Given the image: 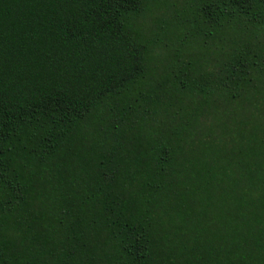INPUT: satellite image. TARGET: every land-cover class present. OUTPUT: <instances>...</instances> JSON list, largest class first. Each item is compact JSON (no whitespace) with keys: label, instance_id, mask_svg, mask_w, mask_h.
<instances>
[{"label":"trees","instance_id":"1","mask_svg":"<svg viewBox=\"0 0 264 264\" xmlns=\"http://www.w3.org/2000/svg\"><path fill=\"white\" fill-rule=\"evenodd\" d=\"M161 5L0 0V264H264V0Z\"/></svg>","mask_w":264,"mask_h":264},{"label":"rangeland","instance_id":"2","mask_svg":"<svg viewBox=\"0 0 264 264\" xmlns=\"http://www.w3.org/2000/svg\"><path fill=\"white\" fill-rule=\"evenodd\" d=\"M163 5L155 10H151L144 14L140 19L139 24L143 31L150 36L162 35L167 30L172 29L174 20H178L180 10L184 7L186 0H161ZM164 43V41H161Z\"/></svg>","mask_w":264,"mask_h":264}]
</instances>
